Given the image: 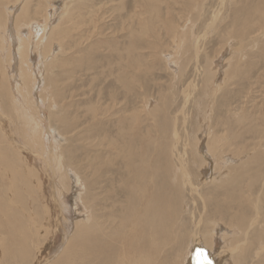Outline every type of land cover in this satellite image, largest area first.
Masks as SVG:
<instances>
[{
	"label": "rangeland",
	"instance_id": "rangeland-1",
	"mask_svg": "<svg viewBox=\"0 0 264 264\" xmlns=\"http://www.w3.org/2000/svg\"><path fill=\"white\" fill-rule=\"evenodd\" d=\"M23 40L27 62L17 54ZM0 92V169L14 160L0 182V264H26L6 254L13 240L29 243L27 264H53L70 237L96 234L94 245L116 251L117 233L168 230L152 264H193L192 254L215 264L190 231L236 226L251 213L246 200L264 207V0H0ZM51 114L66 134L54 128L48 138ZM39 130L43 156L26 149ZM231 174L242 184H227ZM153 198L162 211L148 223ZM261 255L246 263L264 264Z\"/></svg>",
	"mask_w": 264,
	"mask_h": 264
},
{
	"label": "bare ground",
	"instance_id": "bare-ground-1",
	"mask_svg": "<svg viewBox=\"0 0 264 264\" xmlns=\"http://www.w3.org/2000/svg\"><path fill=\"white\" fill-rule=\"evenodd\" d=\"M76 28V27H74ZM66 36V35H65ZM58 41V40H57ZM27 44V41L26 40H23L22 43H20L18 49H17V54H18V59H20L21 61H24V62H27L26 61V55H27V49L28 48V45ZM28 58V57H27ZM43 61V60H42ZM18 63V62H17ZM15 63V65L17 66L18 64ZM31 63V62H30ZM24 65V64H23ZM18 67V66H17ZM31 73V71H29ZM16 73V72H15ZM20 73V72H19ZM56 73V72H55ZM24 74H27V72H24ZM41 74V73H40ZM19 76V75H18ZM31 76V75H30ZM20 77V76H19ZM29 77V75H28ZM24 78V77H23ZM22 78V79H23ZM26 79V78H25ZM31 79V78H29ZM15 80V79H14ZM17 80V79H16ZM24 81V79H23ZM45 81V80H44ZM48 82L52 85V82H53V78H49L48 79ZM26 83V81H25ZM3 84V83H2ZM27 84V83H26ZM22 85V83H21ZM31 85V82L29 81L28 85L29 86ZM3 86V85H2ZM34 86V85H33ZM10 87V86H9ZM18 87V86H17ZM31 87V86H30ZM28 88V87H27ZM21 89V87H20ZM11 90V88H10ZM57 90V89H56ZM25 91V90H24ZM44 91V90H43ZM2 92H0L1 94ZM11 93V92H10ZM207 93V92H206ZM32 94V93H31ZM208 94V93H207ZM8 96V95H7ZM21 96V95H19ZM5 97V96H4ZM15 97L16 94H15ZM52 97V96H51ZM13 98V97H12ZM8 99V97H7ZM18 99V98H16ZM15 99V100H16ZM24 99V98H23ZM22 99V100H23ZM13 100V99H12ZM19 100V99H18ZM21 100V101H22ZM17 101V100H16ZM60 101V100H59ZM11 102V101H10ZM14 102V101H13ZM19 102V101H18ZM12 103V102H11ZM25 103V102H24ZM23 103V104H24ZM10 104V103H9ZM30 104V103H29ZM209 104V103H208ZM16 106V105H15ZM28 106V105H27ZM55 106L57 107V111L56 113H60L63 112V107H59L58 106V100L55 102ZM25 108V106L23 107ZM32 108V107H31ZM12 108H10L11 110ZM22 109V108H21ZM9 111V110H8ZM18 111V110H17ZM10 112V111H9ZM13 112V111H12ZM15 112V111H14ZM13 112V113H14ZM201 112V111H200ZM37 113V111H36ZM25 114V113H24ZM201 114V113H200ZM43 115V114H42ZM57 115V114H56ZM206 115V114H204ZM4 116V115H2ZM8 116V115H7ZM41 117V116H40ZM93 117V116H92ZM95 117V116H94ZM27 118V117H26ZM53 118H54V115L51 114V118L49 119V130L47 131V134H48V138H50L51 136L49 135V133L51 132H54V128L59 132L61 133L62 135L63 134H66L68 132V130L66 129L65 130V127H63L62 125L60 127V130L57 129V125H55L54 127V121H53ZM242 118V117H241ZM62 122L63 124L67 123L66 121V117L64 115H62L61 117H59L58 119V122ZM28 122V120H27ZM34 122H36L34 120ZM209 122V121H208ZM27 124V123H26ZM24 126V125H23ZM36 127H40V124L39 122L37 121L36 124H35ZM173 126V125H172ZM201 128V126H200ZM204 128V127H203ZM20 129V128H19ZM36 129V128H35ZM41 129V128H40ZM2 130V129H1ZM25 130V129H23ZM27 130V129H26ZM30 130V129H29ZM202 130V129H201ZM4 131V130H2ZM26 132V131H25ZM34 132V131H32ZM45 132V131H44ZM210 132V131H209ZM29 133V131H28ZM36 133L38 135H36ZM2 134V132H1ZM32 134V133H31ZM40 134V130L39 131H36L35 132V135L33 134V136H36V139L32 141V143H34V145H31L30 147H27L26 149H28V151H32V152H36L35 154L37 155H42L43 156V149L41 151H39L38 149H41L42 148V139L43 137L41 138V136L39 135ZM176 134V133H175ZM209 136V134H207ZM1 136V135H0ZM44 136V135H43ZM64 137V136H63ZM65 139L64 140H67V137H64ZM27 139V138H26ZM31 139V138H30ZM51 140V139H50ZM15 141V140H14ZM219 141H222V140H219ZM8 142V141H7ZM6 143V142H5ZM45 143V141H44ZM210 143V142H208ZM46 144V143H45ZM9 145V144H8ZM11 145V144H10ZM2 146V145H1ZM68 146V145H67ZM23 147V146H22ZM52 147V146H51ZM9 148V147H8ZM15 149V147H13ZM38 148V149H37ZM208 148L210 150V152H212L213 150H215L216 148H213V146L211 145H208ZM45 149V148H44ZM235 149V148H234ZM237 149V148H236ZM235 149V150H236ZM4 150V149H3ZM9 150V149H8ZM12 150V149H11ZM16 152V150H14ZM1 152V151H0ZM4 152V151H3ZM13 152V151H12ZM26 152V151H25ZM9 155V154H8ZM14 155V154H13ZM20 155V154H19ZM70 155V154H69ZM16 156V155H15ZM30 156V155H29ZM46 156V155H45ZM5 157V156H4ZM26 157V156H25ZM2 158V157H1ZM19 158V157H17ZM39 158V157H38ZM46 160H47V164L49 166V169L52 171V173H56V170H57V161L55 159V154L53 153V150L50 149L49 151H47V156H46ZM6 160V158H4ZM3 159V160H4ZM13 159V157H12ZM218 159V157H217ZM7 160H8V157H7ZM10 160V159H9ZM17 160V159H16ZM34 160V159H33ZM69 160H71V157L69 156ZM2 161V159H1ZM14 161V160H13ZM13 161L10 160L9 163H7L3 169H0L3 174H4V178H0V182H5L6 180V172L5 170H10V166L12 167L13 166ZM20 161V158L18 160V162ZM23 161V159H22ZM263 161V160H262ZM27 162V161H26ZM69 162V161H68ZM246 162V161H245ZM253 163H255L254 161H252ZM16 163V162H15ZM62 163H63V160H62ZM74 164V161H70L68 164L69 166H72V164ZM99 163V161H98ZM142 163V162H140ZM180 170L178 172L181 171V178L183 177L182 180H185L186 183L189 184V186L191 187L192 191H194L197 195H199V191L197 190V187H193V183L191 182L190 179L186 178L185 177V174H186V166H184V164H182L180 161ZM259 163V162H258ZM262 164V162H260ZM17 164V163H16ZM23 164V163H22ZM25 164V163H24ZM91 164V160L88 161V166ZM95 164V163H94ZM94 164H93V167H94ZM249 164V162H248ZM33 165V162L32 164ZM23 166V165H22ZM26 166V165H25ZM24 166V167H25ZM8 167V168H7ZM149 168V167H148ZM5 169V170H4ZM16 169H18V167H16ZM95 169V168H94ZM215 169V167H214ZM254 169V168H253ZM257 169V168H256ZM96 170V169H95ZM240 170V169H239ZM244 170H248L247 167H244L242 171ZM14 172L16 170H13ZM147 171V170H146ZM215 171V170H214ZM256 171V170H255ZM1 172V173H2ZM19 172V171H18ZM30 172V171H29ZM94 172V171H93ZM177 172V173H178ZM17 173V171H16ZM24 173V172H23ZM26 173V172H25ZM51 173V172H50ZM49 173V175H50ZM150 173V172H149ZM13 174V173H12ZM65 174L68 175V173L65 171ZM2 175V174H1ZM16 175V174H15ZM19 175V174H18ZM150 175V174H149ZM179 175V173H178ZM188 175V174H187ZM191 175V174H190ZM20 176V175H19ZM27 176V175H26ZM25 176V177H26ZM15 177V176H14ZM143 177V176H142ZM13 178V177H12ZM16 178V177H15ZM18 178V177H17ZM51 178V177H50ZM175 177H173V180H174ZM27 180V178H25ZM23 179V182L26 183V180ZM29 179V178H28ZM153 179V178H152ZM248 179V178H247ZM30 180V179H29ZM81 180V179H80ZM148 180V179H147ZM207 180V179H206ZM211 180V179H210ZM17 181V180H16ZM33 181V180H32ZM89 181V180H88ZM95 181V180H94ZM152 181V180H151ZM91 182V181H90ZM93 182V181H92ZM207 182V181H205ZM234 182H236V184H242L241 183V180L236 178V175L233 174V177H232V174L229 175L228 177V181H227V184L228 183H231L233 184ZM17 183V182H16ZM89 183V182H88ZM91 184V183H90ZM19 185V184H18ZM42 185V184H40ZM183 185V184H182ZM264 185V184H263ZM14 186V185H12ZM21 186V184H20ZM75 186V185H73ZM93 186V185H92ZM143 186V185H142ZM31 187V186H29ZM37 187V186H36ZM39 187V186H38ZM86 190H89L88 187L86 185ZM180 187V185L178 186ZM7 188V187H6ZM22 188V187H21ZM32 188V187H31ZM57 188V187H56ZM139 188V187H138ZM181 188V187H180ZM216 188H219V187H216ZM221 188V186H220ZM61 187L58 189L60 190ZM67 189V188H66ZM141 189V188H140ZM177 189V187H176ZM179 189V188H178ZM7 190V189H6ZM30 190V189H27V191ZM252 190V188H251ZM69 191V190H68ZM3 192V191H2ZM1 192V193H2ZM5 192V191H4ZM12 192V191H11ZM15 192V191H14ZM31 192V190H30ZM28 192V193H30ZM87 192V191H86ZM7 193V191H6ZM38 193V192H37ZM88 193V192H87ZM138 193V192H137ZM252 193V191L250 192ZM254 193V192H253ZM3 194V193H2ZM89 194V193H88ZM142 194V193H141ZM255 194V193H254ZM7 195V194H6ZM21 195V194H20ZM24 195V194H23ZM83 195V194H82ZM175 197H177L176 199L178 200L180 198V194L177 193V190H175ZM223 195V194H222ZM221 195V196H222ZM258 195V194H256ZM26 196V195H25ZM81 196V195H80ZM91 196V194H90ZM142 196H144L142 194ZM225 196V195H223ZM21 197V196H20ZM19 197V198H20ZM231 197V195H230ZM16 198V197H15ZM26 198V197H25ZM84 198V197H83ZM92 198H94V196H92ZM145 198V196H144ZM144 198L140 197L139 200V204L141 205L142 201L144 200ZM202 199V204H203V208L205 207L206 205V202L204 200V197H200ZM262 198V197H261ZM18 199V197H17ZM21 199V198H20ZM28 199V198H27ZM33 199V198H32ZM37 199V198H35ZM63 199V198H62ZM91 199V198H90ZM89 199V200H90ZM222 199H225L224 197ZM256 199V198H255ZM92 200V199H91ZM95 200V199H94ZM233 200V199H232ZM13 201V200H12ZM37 201V200H36ZM40 201V200H39ZM65 200H62V203H64ZM235 202V199L233 200ZM2 202V201H1ZM249 204H248V203ZM5 203V202H4ZM17 203V202H16ZM19 203V202H18ZM38 203V202H37ZM157 203L159 204L158 200H155L154 198L151 200V204L148 205V207L145 209L144 207V216H145V220L148 221V223H152L153 221H150V219L148 218L149 216V213L154 211V210H160L161 209V206L159 204L158 208L155 207V205H157ZM238 203V202H237ZM246 203L248 206L247 209H249L251 211L250 212H245V213H240L239 214V217L237 219V222L235 223L236 226H230V227H216L215 224H217L215 221H210V224H211V228H196V229H193V231H190L189 233V236H191V240L195 242V244H197L198 246L199 245H203L205 246L206 248L209 249V251L211 252V255H212V259L215 260V264H248L246 263L248 260L250 259H256V257L259 258L263 255H261L262 252H264V207L262 208L261 207V203H260V200L257 199V200H250V201H247L246 200ZM28 204V203H27ZM90 204V202H89ZM201 204V205H202ZM219 204V203H218ZM7 205H8V202H7ZM85 205V204H84ZM87 205V204H86ZM85 205V206H86ZM235 205V204H234ZM241 205V204H240ZM243 205V204H242ZM241 205V206H242ZM6 206V205H5ZM39 206V205H38ZM92 206V205H91ZM219 206V205H218ZM239 206V205H238ZM19 207V206H18ZM103 207V206H102ZM221 207V206H220ZM252 207V208H251ZM27 208V207H26ZM58 208L60 210H63L62 206L60 203H58ZM223 208V207H222ZM236 208V207H235ZM41 209V208H40ZM46 209V208H45ZM89 209V207H88ZM154 209V210H153ZM164 209V208H163ZM168 209V208H167ZM220 209V208H218ZM225 209V208H224ZM227 209V207H226ZM225 209V211H226ZM229 209V208H228ZM227 209V210H228ZM9 210V208H8ZM17 211L19 209H16ZM91 210V208H90ZM93 210V209H92ZM222 210V209H221ZM246 211V209H244ZM27 211V210H26ZM46 211V210H45ZM94 211V210H93ZM99 211V210H98ZM162 211V210H160ZM9 212V211H8ZM16 212V211H15ZM15 212H13L15 214ZM223 212V211H222ZM230 212H232L230 210ZM243 212V211H242ZM12 213V211H11ZM22 213V212H21ZM34 213V212H33ZM46 213V212H45ZM166 213V212H165ZM168 213V212H167ZM225 214V212H223ZM233 213V212H232ZM8 214V213H7ZM19 214V213H18ZM27 213H25L24 215H26ZM90 214H93V213H90ZM151 214V213H150ZM237 214V213H236ZM253 214L260 217V220H259V223L260 225H253L252 224V220H253ZM10 215V213H9ZM20 215V214H19ZM23 215V216H24ZM148 215V216H147ZM152 215V214H151ZM150 215V216H151ZM156 214H154L155 216ZM226 215V214H225ZM233 215V214H232ZM8 216V215H7ZM13 216V215H12ZM22 216V215H21ZM28 216V215H27ZM62 214L60 213L59 216H58V219L57 221L59 222L60 218H61ZM234 216V215H233ZM249 216V218H248ZM15 217V216H13ZM17 217V216H16ZM15 217V218H16ZM152 217V216H151ZM150 217V218H151ZM30 218V217H29ZM39 218H40V215H39ZM234 218V217H233ZM9 219V217H8ZM26 219V218H25ZM149 219V220H148ZM155 219V218H154ZM152 219V220H154ZM17 220V219H16ZM47 220V219H46ZM80 220V219H79ZM158 220V219H157ZM202 220V219H201ZM211 220V219H210ZM11 221V220H10ZM19 221V220H17ZM25 221V220H24ZM23 221V222H24ZM90 221V220H89ZM126 221H128V219H126ZM145 221V222H147ZM236 221V220H235ZM34 222V221H33ZM91 222H92V219H91ZM144 222V220H143ZM144 222V223H145ZM158 222V221H157ZM32 223V222H31ZM36 223V222H35ZM39 223V222H38ZM126 223V222H125ZM143 223V224H144ZM161 223V222H160ZM229 223V222H228ZM61 224V223H60ZM99 224V223H98ZM195 224V223H194ZM200 224V223H199ZM202 224V223H201ZM10 225V224H9ZM14 225V224H13ZM27 225V224H26ZM39 225V224H38ZM114 225V223H113ZM148 225V224H147ZM158 225V224H157ZM163 225V224H162ZM83 226V225H82ZM112 226V224H111ZM121 226V225H120ZM153 228H155V225L152 224ZM199 226V225H198ZM10 227V226H9ZM95 227V226H94ZM105 227V226H104ZM110 227V226H109ZM157 227V226H156ZM161 227V230H162V226ZM21 228V227H20ZM32 228V227H31ZM85 228V227H84ZM100 228V227H99ZM119 228V226H118ZM117 229V228H116ZM122 229H124L122 227ZM254 229L256 230V232H254ZM19 230V228H18ZM27 230V228H26ZM34 230V229H33ZM81 230V229H80ZM101 230V229H100ZM120 230V229H119ZM156 230V229H155ZM160 230V229H158ZM83 231V230H82ZM116 231V230H115ZM122 231V230H121ZM120 231V232H121ZM22 232V231H21ZM30 232V231H29ZM76 232V231H75ZM130 232V231H129ZM172 231L171 230H168V231H152V232H141L142 234H140V238H138L139 234L137 232V234L135 233H127V238L125 237H122V234H118L117 233V240H118V246L116 248V251H113L115 250L113 247L112 248H109V247H106V248H103V247H100L99 248V245H94L93 244V241H95V236H97L96 234L94 235H90V236H75V237H70L68 242L66 243L65 247L63 250H61L62 252L60 253V255L58 256V258L54 259L52 262L53 264H152V254L155 253L159 248H162L165 246V244H167L166 242L168 241V237L169 235H171ZM252 232H254L253 234H251ZM38 233V232H37ZM78 233V232H77ZM84 233V232H83ZM31 234H33L31 232ZM109 234V233H108ZM128 234H132V235H128ZM173 234V233H172ZM87 235V234H86ZM110 235V234H109ZM109 235L107 237H109ZM188 235V233L186 234ZM251 235V236H250ZM112 236V235H111ZM218 238L220 239L221 241H223V245L221 246V249H217L216 252H215V247H216V244H215V238ZM68 238V237H67ZM66 238V240H67ZM186 238V237H185ZM62 239V237H61ZM125 239H127V242H125ZM141 239V240H140ZM190 240V238H189ZM190 240V241H191ZM37 241V240H36ZM101 241V240H100ZM98 241V242H100ZM104 241V240H103ZM4 242V241H3ZM1 243V242H0ZM37 243H40L39 241ZM47 243V242H46ZM95 243V242H94ZM133 243V244H132ZM217 243V242H216ZM36 244V243H35ZM43 244V243H42ZM56 244V243H55ZM96 244V243H95ZM98 244V243H97ZM108 244H112V242L108 243ZM132 244V245H131ZM32 245V243H31ZM34 245V243H33ZM41 245V244H40ZM40 245L37 247L38 250H37V253L40 252ZM45 245V244H44ZM47 245V244H46ZM117 245V244H115ZM37 246V245H36ZM162 246V247H161ZM193 246V245H192ZM45 248V246H43ZM84 248V249H87L88 251L86 252H80V248ZM9 249L6 251V254L9 256V259L11 260H16L15 262H18V261H21L23 263H26L28 261L31 260V255H32V252L30 251V245L29 243L27 244V240H13L11 241L9 247ZM99 248V250H98ZM103 248V249H102ZM187 249V248H186ZM182 250V252L184 251V253L186 252L187 254V251ZM200 250V249H199ZM163 251V250H162ZM204 252V251H203ZM207 252V251H206ZM215 252V253H214ZM99 253V254H97ZM157 253V252H156ZM184 253H182V256L184 255ZM189 253V252H188ZM189 255V254H188ZM202 255V254H201ZM201 255H198V254H192L193 257H195V259L193 260L192 259V263L193 264H206V257H203ZM56 256V255H55ZM179 256V255H178ZM181 256V257H182ZM191 256V257H192ZM53 256L51 255L47 260H51ZM185 257V256H184ZM253 257V258H252ZM30 258V260H29ZM190 258V257H188ZM18 260V261H17ZM46 260V261H47ZM187 260V258H186ZM254 261V260H253ZM260 261V260H259ZM264 261V260H263ZM4 262V261H3ZM155 261H153L154 263ZM186 262V261H185ZM252 262V261H250ZM14 263V262H13ZM30 263V262H29ZM184 263V262H183ZM264 263V262H263ZM17 264V263H16ZM33 264V263H32ZM190 264V263H189ZM250 264V263H249Z\"/></svg>",
	"mask_w": 264,
	"mask_h": 264
}]
</instances>
